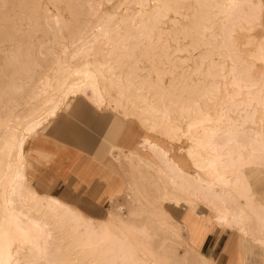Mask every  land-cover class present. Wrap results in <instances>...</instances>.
<instances>
[{"label":"bare ground","instance_id":"6f19581e","mask_svg":"<svg viewBox=\"0 0 264 264\" xmlns=\"http://www.w3.org/2000/svg\"><path fill=\"white\" fill-rule=\"evenodd\" d=\"M181 1L133 0V10L106 11L88 28L86 16L100 0H0V43L12 35L10 25L24 20L80 24L62 49L74 46L70 57H57L52 72L31 93V99L41 98L42 103L13 124L0 116V264H139L135 247L122 235L130 226H117L114 211L107 217L88 216L59 197L40 194L26 173L29 137L56 117L70 97L87 89L99 107L129 106L126 114L137 117L146 131L170 142L187 140L176 153L183 149L193 172L186 171L181 155L172 154L165 142L149 136L138 141L141 148L150 149L156 172L178 191L160 189L161 200L181 207L198 201L216 223L235 226L264 245V202L256 199L244 172L264 164V41L239 39L255 22L264 24V0H194L187 22L181 20L188 16L180 13ZM61 3L75 10L69 15L49 13L50 4ZM165 18L177 26L169 37L177 44L186 41L175 49L186 51V61H192L176 80L180 88L164 83L165 73L181 64L172 59L171 46L157 43L164 39L160 24ZM93 50L94 59L72 62ZM141 57L152 64L147 74L133 65ZM129 137L126 145L132 146L134 135ZM146 211L150 221L166 224L162 212Z\"/></svg>","mask_w":264,"mask_h":264},{"label":"rangeland","instance_id":"374dc122","mask_svg":"<svg viewBox=\"0 0 264 264\" xmlns=\"http://www.w3.org/2000/svg\"><path fill=\"white\" fill-rule=\"evenodd\" d=\"M186 1L187 0H182L179 2L178 6L181 10L180 13L184 12L183 14L187 13L188 15L192 12L194 0ZM49 7V13L52 14L59 11L69 15L71 11L75 10L74 8H66L62 3L59 6L60 9L57 6H52V4H50ZM134 8H136V5L133 0H100L99 4L93 6L94 13L86 16L87 19L85 23L89 20V25L87 24L89 28L92 26V23L106 11H117L121 13L126 10H133ZM189 18L190 15H188L187 18L182 17L181 20L187 22ZM42 20V18L38 20H24L22 24H12L13 27L10 25L9 31L12 35L10 37L8 36L5 41L0 43V116H5L4 119H8L7 121L10 124L19 121L20 118L33 107H37L42 103L41 98L34 100L30 98L32 91L36 89L35 87H37L39 80L43 78L45 74L52 72V67L55 65L57 57L67 59L74 49V46L70 45L65 52L62 50L64 44H70L67 37L72 30L80 26L79 23L63 20L64 23L61 21L56 24L53 21L46 22ZM164 20L162 21L164 24H160V32H162L161 35L164 39L157 43L163 44L165 48L171 46L172 49L170 50L171 52H169L172 53V59H175L176 62L180 61L181 63L178 68H175L174 72L165 73L164 76L166 77H164V83L170 84V82H173L176 88H178V86L180 88V86L182 87L183 85L182 83L176 82V80L181 78L182 74H185L184 72L187 68V64H191L192 61H186L188 60V53H186V51H178L175 49L178 46H182L186 41L182 40L177 44L176 41L169 37V30L177 27L175 22L170 21L169 18H165ZM248 36H251L255 40L264 41V24H260V22L257 21L250 32L245 30L239 33V39L241 41H245ZM95 53V50H93L89 56H77L72 62H83L86 59L92 60L95 58ZM140 59L142 60L136 63L138 66L135 63H133V65L139 72L142 71L141 74H147L152 64L144 57ZM259 67H261V65ZM91 93V90L87 89L82 94L70 97V99L63 104L56 117L46 121L44 126L36 134L29 137L25 148V169L33 186L36 185L34 179L31 177L33 167H35V165L40 167L49 159L46 155H41V152L34 147V141L36 139H40L41 136H50L55 137L59 142L66 141L67 143L77 145L76 141L74 142L71 140L73 143L70 142L71 137L69 135L66 138L67 140H63L68 133L66 131L73 128L74 130H78L79 134L84 132L95 136L94 139L97 144L99 141V144H101L100 146L106 148L107 151L113 152L112 143L114 138H116V134L109 130H111V128L113 129L115 122H123L126 127L128 126L125 130L126 133L128 130L140 131L141 133L137 134V132H132L131 134L134 135V138L131 139L132 146L126 145V151L125 147L122 146L119 152L116 153L117 158L115 157V159L118 164H120L123 171H125L127 183L125 191L115 200H111L105 207H99L86 202L79 194L72 195L73 199L71 197L69 203L80 208L86 215L92 217H107L110 211H114L115 217L113 221H115L117 226L122 222L130 226L129 231L125 228L122 235H125L129 242L135 247V252L137 256H139V264L140 262L141 264H214L212 260L200 253L189 241L187 231L190 230V225L193 224H204L207 225V227L216 225L221 227V230L226 231L228 234L230 229L231 232L235 233L237 241L240 243L242 239L247 240V248H244L243 252L247 261L246 264H264V246L257 244L258 242L252 237L241 234L240 230L235 226L216 224L213 220L212 212L206 208L205 205L196 201L194 206L187 204L181 207L159 198L160 189L164 192H168L172 187L167 183V180L154 169L153 166H156L153 164L155 159L154 156L150 154V149L141 148L138 145V141H140V137L142 136H149L163 143L165 142L166 147L172 149V154H176L177 156L181 155L180 157L182 159L180 163L186 171L193 172L194 169L189 160L186 159L183 149L179 151L180 154L176 153L179 148H185L187 146V140L175 139L173 142H170L166 137L158 133L148 132L141 125L137 117H130V115H127L130 113L129 106H126V108H113L114 103L103 107L96 106V103L94 104V102H92L93 100L89 98ZM112 94H115V92L113 91ZM220 99L221 101L223 100L222 98H218V100ZM11 117L13 118L12 120ZM130 125H134L136 130L131 128ZM103 126L106 128L105 136H99L97 128H102ZM113 135L114 137L112 138ZM135 135L138 136L137 139ZM137 152L141 154L140 158ZM112 155L114 156V154ZM14 157L15 155L12 156V162ZM244 172L248 175L254 191L258 192V196L264 195V164H255L244 168ZM138 190L140 191L138 192ZM170 192L176 193L178 191L171 190ZM119 206L124 208L123 212L118 210ZM141 208L151 210L153 213L157 211L156 213L158 214L162 212V217L164 216V218H167L169 221L167 220L166 224L162 227L158 226L156 223L149 220V213L147 214V211ZM165 210L166 213H164ZM97 212L101 214L95 215ZM195 214H197V216ZM143 223L146 224L145 229L141 230L140 227H142ZM167 224L171 227H168Z\"/></svg>","mask_w":264,"mask_h":264},{"label":"crops","instance_id":"0c3cea01","mask_svg":"<svg viewBox=\"0 0 264 264\" xmlns=\"http://www.w3.org/2000/svg\"><path fill=\"white\" fill-rule=\"evenodd\" d=\"M130 126L136 130L134 125ZM126 128L128 126L126 127L123 122H115L113 129L109 130L116 134L112 143L113 152L100 146L99 141L97 144L95 136L84 132L79 134L78 130L73 128L66 131L68 133L63 140H67L69 135L70 142L76 141L77 145L66 141L59 142L55 137L50 136L36 139L34 147L49 159L40 167L37 165L33 167L31 177L36 185L32 186L42 195L56 196L68 203L72 195L79 194L86 202L99 207L107 206L111 200L121 196L127 186L125 171L116 161V153L122 146L126 151V143H128L126 140L130 138L132 132L140 133L133 130H128L126 133ZM105 131V126L97 128L99 136H105ZM137 137L135 135V138ZM256 199L264 202V195L258 196L256 191ZM99 214L101 213H95V215ZM187 232L191 244L214 264H246L243 252L244 248H247V240L242 239L240 243L230 229L228 234L216 225L207 227L204 224H193ZM257 244L264 246L259 242Z\"/></svg>","mask_w":264,"mask_h":264}]
</instances>
